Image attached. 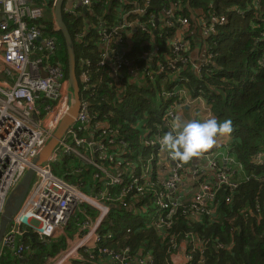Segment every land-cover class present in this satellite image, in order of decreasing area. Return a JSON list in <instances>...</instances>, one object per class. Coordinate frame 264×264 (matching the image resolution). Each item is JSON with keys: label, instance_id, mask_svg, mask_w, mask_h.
Wrapping results in <instances>:
<instances>
[{"label": "built area", "instance_id": "2783aa9c", "mask_svg": "<svg viewBox=\"0 0 264 264\" xmlns=\"http://www.w3.org/2000/svg\"><path fill=\"white\" fill-rule=\"evenodd\" d=\"M117 1L124 7V20L98 30L102 44L99 66L107 62L108 66L114 65L116 73L124 70V62L118 60L116 52L133 27L150 36L156 29L157 39L167 49L163 56L159 52L155 57L150 56L149 37L141 43L140 51L135 52L137 60L143 62L140 68H135L143 74L141 83L153 92L141 98L151 102L153 113L146 121L134 119L132 122L134 113L130 115L129 122L132 130L139 132L140 146L150 148V153L138 154L136 159L139 161L132 162L134 154L124 137L126 130H122L119 123L108 120L111 114L90 110L86 96L92 94L89 84L91 68L90 62L86 61L87 66L79 70L80 106L76 119L48 160L34 167L29 190L0 243V257L3 249H8L14 258L26 252L29 246L22 240V235L27 227L39 238H51L63 231L76 214L80 219L75 223L77 231L73 239L58 258L54 256L48 262L98 264L97 260L104 257L115 264H152L151 255L136 257L129 246L116 250L106 244L111 243L114 236L112 232L103 233L101 226L112 206L117 205L126 211L144 214L147 228L154 227L163 233V239L168 238L170 253L177 250L178 237L182 236L183 264H203L210 239H203L193 231L176 236L170 234L174 218L181 215L193 221L192 218L208 216L210 221H215L220 193L229 204L237 186L250 177L257 181L264 177V171L256 174L244 169L243 164L228 151L223 135L218 138V146L187 163L173 161L160 150V138L169 131L173 117L188 122L214 115L201 90L197 89L195 95L192 93L189 79L184 74V68L192 65L191 69L201 77L205 64L191 63L187 55L191 48V42L185 37L189 28L187 17L169 21L158 15L146 20L138 17L128 20L125 15H132L135 11L143 16L150 0H134L142 3L136 10L125 6L134 1ZM181 2L170 0L171 5L162 8L164 15L173 18L174 10ZM92 5L93 0H79L77 4L64 6L63 11L74 15L80 6L90 8ZM52 7H47L45 0H0V213L9 192L71 106L72 94L62 68L44 57L46 54L50 58L54 54L56 44L52 38L43 35L39 19L52 21L58 30ZM208 7L211 8V4ZM231 8L238 13L241 11L236 4ZM50 15L52 17L48 18ZM195 20L204 27L201 41L207 47L206 37L214 32L215 23H225L226 18L223 15L216 17L209 9L208 18L200 11ZM174 23L178 24L175 29ZM118 55L123 57L121 53ZM261 60L264 65V56ZM123 76V71H120L118 79ZM253 155L250 161L264 166V152L258 151ZM66 156L75 157L84 170L87 166L92 167L93 184L103 183V187L98 191L85 192L71 180H65L66 176L56 174L54 162ZM187 177L189 186L193 187L190 194L183 188ZM79 179L81 181L82 177ZM254 211L259 215V201L255 202ZM241 212L244 216L249 214L246 209Z\"/></svg>", "mask_w": 264, "mask_h": 264}, {"label": "trees", "instance_id": "16d2710c", "mask_svg": "<svg viewBox=\"0 0 264 264\" xmlns=\"http://www.w3.org/2000/svg\"><path fill=\"white\" fill-rule=\"evenodd\" d=\"M93 1L94 5L91 9L95 11L93 21L96 22L99 8L104 9V1ZM53 2L54 0H45L46 6L49 8L52 7ZM180 4L174 10L173 18H169L164 15L162 8L170 6V0H150L149 6L145 7L144 15L136 14V17L146 20L150 16L159 15L169 21H173L176 17H187L190 25L191 21H194V14H198L200 11L204 12L206 18L209 16V9L216 17L225 16V23H215L214 32L206 37L208 56L206 66L202 68L201 77L188 67L184 68V74L189 79L190 87L193 89L192 93L195 95L198 92L197 89L201 90L204 98L211 104V110L218 121L231 120L232 132L228 134L230 140H226V146L236 160L239 159L247 165L254 152H264V65L261 60L264 56V0H182ZM209 4H211V8L208 7ZM232 4H236L238 8H241V11L238 13L232 9ZM39 21L42 24L43 35L52 38L56 44L54 54L50 58L46 54L44 57L47 61L49 59L50 63L59 65L67 78V51L63 36L59 29H55L52 21H42L41 19ZM63 21L68 26L74 43L76 76H79V70L82 67L87 66L86 61L90 62L91 69L98 70L96 74L91 71L89 73L92 94L86 96V101L89 103L90 110L111 114L108 120L112 123H119L122 130H126L124 137L134 154L131 161H139L136 159L138 154L143 155V152L149 154L150 148L145 149L140 146L139 132L132 130L129 119L130 115L134 113L135 118L132 119V122L134 119L146 121L150 118V113H153L151 102L137 97L139 93L153 92L142 83L125 85L126 74L119 82L120 86H116V83L115 85L111 84L110 77L104 74V70L108 69V63L98 65L102 53L100 50L101 37L98 30L90 26L91 29L88 30L87 35L84 30L75 31L76 20L73 15L63 14ZM108 22L106 25L109 24ZM173 25V29H175L178 24L174 23ZM81 31L82 37L78 35ZM149 37L148 33L134 28L131 58L139 61L134 53L140 51L141 43ZM96 42L99 43L98 52ZM83 51L85 55H82ZM111 61L114 59L112 58ZM142 64V61L132 64L133 70L139 72L140 70L135 68H140ZM205 67L207 69H204ZM123 68L125 71L128 70L125 66ZM122 82L124 88L121 86ZM78 83L80 90L79 77ZM118 96L121 97L120 103L118 99L113 100ZM130 108L131 110H129ZM145 113H148V116H145ZM139 116L141 119H138ZM54 163L60 164V166L54 164L53 169L56 174L70 178L85 192L98 191L104 185L103 183L93 184L95 183L94 169L87 166V169L84 170V167L73 156L60 157ZM80 176L82 177L81 181ZM256 201L260 202V220L256 219L255 214L250 213L244 216L241 212L242 206L253 208ZM74 219L76 223L80 219L79 215L75 214ZM146 220L144 214L126 211L114 205L108 218L102 224L101 231L113 233V241L106 243L109 247L119 250L124 246H129L133 256L151 255L153 257L152 264H165L170 253L168 238L163 239V233L157 232L154 227L147 228ZM26 229L32 231L31 228L27 227ZM76 231L77 226L70 223L64 232L68 237H71ZM186 231H194L203 239H210L206 245L203 264H264V181L258 184L257 180H249L242 184L236 195L235 203L230 209H227L226 204H223L218 211V219L215 221H210L208 216H203L200 220L195 221H189L181 215L175 217L169 230L170 234L182 235ZM27 241L30 248L24 253V256L28 259L29 264L36 256L31 252L33 243L37 242L38 251L47 249L48 259L57 255L67 246L66 237L63 234L53 240L39 238L33 233V239H27ZM195 257H198L197 253ZM97 262L99 261L97 260ZM0 264H19V262L18 258H14L8 249H3ZM75 264L89 263L76 261Z\"/></svg>", "mask_w": 264, "mask_h": 264}, {"label": "crops", "instance_id": "0c3cea01", "mask_svg": "<svg viewBox=\"0 0 264 264\" xmlns=\"http://www.w3.org/2000/svg\"><path fill=\"white\" fill-rule=\"evenodd\" d=\"M103 1H104V9L101 10V8H99L98 12H100V13L98 15V12H97L96 22H95V20L93 21V17L95 16V14H94L95 11H92V9H91L93 5L90 8H86L87 12H85V13L83 11V6H80L78 8V11L76 12V14L73 15L75 17V20H76L75 31H77V30L80 31L79 29H81V30H84L86 32L85 34L87 35L88 30L91 28H96L97 30H101L103 28L102 26H104L106 28H110L111 26L117 24L119 22V20H124L123 10H122V8H124V7H122V5L119 4V2L117 0H103ZM113 1H115V3H113ZM166 1H169V0H166ZM78 2H79V0H69L70 4H77ZM97 2H98V0H97ZM105 4H107V6H105ZM119 5L121 6L120 8H119ZM141 6L142 5L139 1H134L133 4H127L126 7L136 10L137 8H140ZM136 14L139 15V13H137L136 11L132 15L126 14L125 18L128 20L129 19H135ZM199 15H200V13H199ZM199 15L194 14V16H193L194 21L193 20L191 21L189 28H188L187 32L185 33V36L188 35V37H186V38L188 41L191 42V48H190L189 52L187 53V55L190 59V62L194 63L196 65H200L201 63H204L205 64V65H203V67H204V66H206L205 61H206V57H207L205 44L202 43V41H201V40H203L204 27L199 26L198 22L195 20L196 18H198ZM107 22L109 23L108 25H106ZM90 26H91V28H89ZM134 28L135 27H133L132 30L130 31V33L126 35L125 42L117 49V52H116L118 60L123 61L125 68L128 69L127 71H125L123 69L120 70V71H123L124 75L125 74L127 75V77L125 78V81H124L125 85H126V83L130 84V85L137 84V82L141 83L142 78H143L142 72L141 71L138 72L136 70H133V65H132V64H137L139 62V61H136L135 58H131V56H132L131 55L132 45H133L132 44V31L134 30ZM197 30H198V32H196ZM78 35L80 37H82V31ZM148 41L150 43V46L148 48L150 56L155 57L158 54V52H159V55H161V56L164 55V52H166L167 49L165 47V44L157 39V31H156V33H154V31H152V35L150 36ZM96 47H97V52H98L99 43H97V42H96ZM101 47H102V44H100V50H101ZM119 53H121V55H123L122 58L119 57V55H118ZM82 55H85L84 51L82 52ZM108 60H106V61H108ZM113 67H114V65L111 63L108 66V69L104 70V74L107 77H110L111 84L115 85V83H116V86H120L119 82L122 81V80L118 79V73L120 71L117 73L114 72ZM192 67L193 66L191 65L190 68H192ZM204 69H207V68L205 67ZM90 71L93 72L94 74H96L98 72L97 69H93V68L90 69ZM124 84L122 82V84H121L122 88H124ZM119 91H121V89H119ZM116 99H118L119 103L121 102L120 96L114 98L113 100H116ZM225 137H226L227 141L230 140L229 135H227ZM256 152H258V151H256ZM256 152H254L253 154H255ZM252 155H251V157H252ZM251 157H250L247 165L244 164L241 160H239V159H237V160L243 164L245 170L254 171L255 166H257V164L254 163L253 161H250ZM188 182H189V178L187 177L184 181L183 188L186 190L185 192L190 194L193 191V187H190ZM190 182H191V180H190ZM187 185H188V189H187ZM239 189H240V186H237L236 191L232 194V205L235 203L236 195L239 192ZM223 204L224 203L220 200L218 208L216 209V220L218 219V211ZM231 206H227V209H230ZM243 209H246L249 214L250 213L255 214L256 219L260 220L261 214L259 213V215H257L254 211V207L249 208L248 206H242L241 211ZM199 218L195 217V218H192V220L193 221L200 220ZM65 229H63V231H60L54 237H51V239L55 240L58 238L59 235L63 234L66 237V245L68 246L69 241H71L73 239V235L71 237H68L67 234L64 232ZM195 233H197V232H195ZM27 239H31V238L29 236H23L22 237V240L26 241V243L28 244V246L30 248V245H29ZM177 241L179 242V246H178L177 250L172 251L168 255V258L166 259L165 263L168 262L169 264H183L182 254H183V247H184V243H183L184 238L182 236H179ZM19 259H22V261L20 262ZM98 261H99L98 264H115V263L108 261L104 257L99 258ZM18 262H19V264H29L28 259L24 255L21 258H18Z\"/></svg>", "mask_w": 264, "mask_h": 264}, {"label": "water", "instance_id": "95a60500", "mask_svg": "<svg viewBox=\"0 0 264 264\" xmlns=\"http://www.w3.org/2000/svg\"><path fill=\"white\" fill-rule=\"evenodd\" d=\"M64 0H55L53 4L54 18L55 22L60 30L63 39L66 45L67 51V80L71 90L72 99L71 106L63 115L60 120L57 128L53 132L50 139L46 142L43 148L36 154V156L31 160V165L25 170L22 178L19 182L14 186V188L9 192L6 201L4 203V207L2 212L0 213V243L4 236V233L12 221L14 216L19 211L23 200L29 190V186L34 176V167L39 166L40 164L46 162L53 152L55 146L59 143V141L63 138L66 130L69 126H71L78 114L79 106H80V98H79V83L78 78L76 76V59H75V51H74V43L69 32L68 26L63 21V13H62V5ZM84 13L87 12L85 6H83ZM157 23V19H155ZM156 33V29L154 30ZM23 236H29L33 239V234L31 232H25ZM21 262L22 259H19Z\"/></svg>", "mask_w": 264, "mask_h": 264}, {"label": "clouds", "instance_id": "9594fccd", "mask_svg": "<svg viewBox=\"0 0 264 264\" xmlns=\"http://www.w3.org/2000/svg\"><path fill=\"white\" fill-rule=\"evenodd\" d=\"M66 5H70V3L68 4L63 3L62 13L68 15L63 11V7ZM53 16H54V11H53ZM231 132H232V122L230 119H225L221 122L218 121L214 115H209L207 118L204 119H193L188 122H181L178 117H173L169 125V131L165 132L164 135L160 138L159 147L161 151L166 152L168 154L171 160L187 163L192 158L200 157L206 150L210 149L213 145H215L217 142L216 138L218 136L221 135L227 136ZM263 171H264V166L261 165V166H255L253 172L256 174H262ZM250 180H255V179H250ZM247 181L241 183L239 186L246 183ZM236 189L233 191V193L236 191ZM220 200L224 204H226L222 196V193L219 194V201ZM231 205H232V201L231 203L226 204V206H231ZM27 232L30 231L27 230ZM31 233L33 234L34 232L31 231Z\"/></svg>", "mask_w": 264, "mask_h": 264}, {"label": "rangeland", "instance_id": "374dc122", "mask_svg": "<svg viewBox=\"0 0 264 264\" xmlns=\"http://www.w3.org/2000/svg\"><path fill=\"white\" fill-rule=\"evenodd\" d=\"M131 1H134V0H131ZM69 3V0H64V4H68ZM49 17H52V15H50V16H48V18ZM47 18V19H48ZM127 84V83H126ZM144 95H146V93H139L138 94V97L137 98H141L142 96H144ZM129 110H131V108L129 109ZM129 112V111H128ZM57 128V127H56ZM55 131V130H54ZM220 136H218L216 139H217V142H218V138H219ZM216 142V144L215 145H217L218 146V143ZM215 145H213L211 148H213ZM219 147H221V145H219ZM54 164H56V163H54ZM54 164H53V167H54ZM56 165H58V166H60V164H56ZM253 177H250V179H252ZM65 180H67V181H70V178H65ZM264 181V179H260V180H258L257 182H258V184H261V182H263ZM70 223H73L74 224V226H75V219H74V217H71V219H70V221H69V224ZM37 243V242H36ZM36 243H33V245H31V252L32 253H34L36 256H35V258H32L33 260L31 261V263L30 264H46L47 262H48V252H47V249L46 250H39L38 251V247H37V244ZM36 244V245H35ZM55 256H57V258H58V256H59V253L57 254V255H55ZM54 257V256H53ZM50 258H52V257H50ZM52 264V261H50V262H48V264ZM73 264H74V262H73Z\"/></svg>", "mask_w": 264, "mask_h": 264}]
</instances>
